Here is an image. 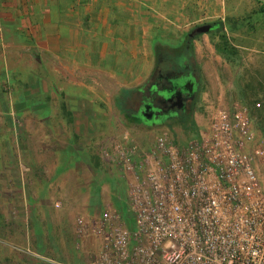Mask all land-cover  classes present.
Returning a JSON list of instances; mask_svg holds the SVG:
<instances>
[{"label": "rangeland", "instance_id": "374dc122", "mask_svg": "<svg viewBox=\"0 0 264 264\" xmlns=\"http://www.w3.org/2000/svg\"><path fill=\"white\" fill-rule=\"evenodd\" d=\"M198 1L195 5L200 11L191 18L192 24L174 29L160 43L176 48L196 28L230 25L232 9L239 4H254L257 24L264 23V0ZM192 51L200 79L189 120L170 118L155 126L135 125L116 106L119 92L109 91L107 107L99 103L96 111L86 107L80 112H103L108 121L98 123L97 128L90 126L91 133L80 136L72 133L73 126L61 122L62 103L71 114L78 111L71 91L60 89L57 67L51 72L45 67L50 59H23L14 64L8 53L0 59V264H88L97 250L92 240L77 236L76 216H98L108 210L129 217L122 173L102 156V146L115 141L147 148L161 133L185 145L197 137L194 126L199 130L218 107L237 102L231 76L238 49L232 31L217 27L196 34ZM222 69L227 71L225 82L218 73ZM221 90L227 100L219 99ZM248 108L252 130L263 138L264 96L250 101ZM261 177L264 180L262 171Z\"/></svg>", "mask_w": 264, "mask_h": 264}, {"label": "built area", "instance_id": "2783aa9c", "mask_svg": "<svg viewBox=\"0 0 264 264\" xmlns=\"http://www.w3.org/2000/svg\"><path fill=\"white\" fill-rule=\"evenodd\" d=\"M101 153L122 173L129 217L76 216L77 236L99 241L88 264H264V137L246 105L217 108L185 145L161 133Z\"/></svg>", "mask_w": 264, "mask_h": 264}, {"label": "crops", "instance_id": "0c3cea01", "mask_svg": "<svg viewBox=\"0 0 264 264\" xmlns=\"http://www.w3.org/2000/svg\"><path fill=\"white\" fill-rule=\"evenodd\" d=\"M195 4L199 1L0 0V59H5L6 53L14 64L23 59H50L44 66L50 72L57 67L60 89L71 91L78 111L71 114L62 103L61 122L73 126L72 133L78 136L91 133L90 126L97 128L98 123L108 121L107 115L80 114L81 109L93 107L96 111L99 103L107 107L109 91L119 92L120 97L124 90L142 87L156 65L153 43L176 28L190 26L191 18L200 11ZM232 10V24L223 23L222 30L232 31L238 49L231 76L235 101L248 107L250 101L264 96V23L257 24L254 4H239ZM220 15L224 21V8ZM219 72L225 82L227 71ZM219 99H228L225 91ZM207 121L208 117L199 130ZM88 239L98 250L99 241Z\"/></svg>", "mask_w": 264, "mask_h": 264}, {"label": "trees", "instance_id": "16d2710c", "mask_svg": "<svg viewBox=\"0 0 264 264\" xmlns=\"http://www.w3.org/2000/svg\"><path fill=\"white\" fill-rule=\"evenodd\" d=\"M262 11L264 12V9ZM208 25L211 26V30L217 27H223V24ZM196 34L194 30L191 31L176 48H169V43L162 44L157 42L154 44L156 65L150 79L138 89L122 91L116 103L120 113L127 116L131 123L150 127L149 116L156 119V117L163 113L162 111L165 106L168 105L169 100L175 97V94H172L171 97H167V94L161 91L162 84H165V81H170L172 75L181 74L184 78L194 75L198 87L200 70L196 65L192 51V40ZM166 97L168 99H166ZM194 101L195 99L189 103L187 110L180 114V119L183 118L186 121L191 118V106ZM146 118L148 120H146ZM164 122L165 121L162 120L161 123L158 122L156 124L158 125ZM194 129L195 131L192 132L197 136L198 128L196 129L194 126Z\"/></svg>", "mask_w": 264, "mask_h": 264}, {"label": "flooded vegetation", "instance_id": "af4514ba", "mask_svg": "<svg viewBox=\"0 0 264 264\" xmlns=\"http://www.w3.org/2000/svg\"><path fill=\"white\" fill-rule=\"evenodd\" d=\"M170 79V81H165V84H162L161 91L165 92L167 97L175 94L174 98L176 99H170L168 105L163 109V113L156 117V119L149 116L148 119L151 126L157 125L156 123L158 122L161 123L162 120L166 122L170 118H179L180 114L187 110L189 103L195 99L198 87L194 75L185 78L181 74L172 75ZM167 97L166 99H168ZM148 119L146 118V120Z\"/></svg>", "mask_w": 264, "mask_h": 264}, {"label": "water", "instance_id": "95a60500", "mask_svg": "<svg viewBox=\"0 0 264 264\" xmlns=\"http://www.w3.org/2000/svg\"><path fill=\"white\" fill-rule=\"evenodd\" d=\"M211 30V26L210 25H204V26H201L199 28H196L194 30L195 33L197 34H201V33H207Z\"/></svg>", "mask_w": 264, "mask_h": 264}]
</instances>
